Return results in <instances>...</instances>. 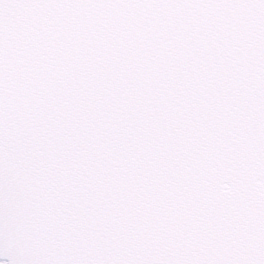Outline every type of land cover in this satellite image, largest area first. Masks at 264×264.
<instances>
[{"label": "snow or ice", "instance_id": "1", "mask_svg": "<svg viewBox=\"0 0 264 264\" xmlns=\"http://www.w3.org/2000/svg\"><path fill=\"white\" fill-rule=\"evenodd\" d=\"M0 264H264V0H0Z\"/></svg>", "mask_w": 264, "mask_h": 264}]
</instances>
